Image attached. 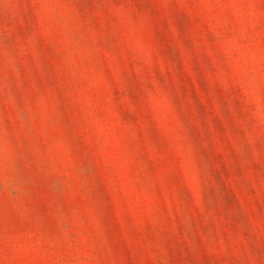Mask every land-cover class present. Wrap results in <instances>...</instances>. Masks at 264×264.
I'll return each mask as SVG.
<instances>
[{
  "label": "rangeland",
  "instance_id": "1",
  "mask_svg": "<svg viewBox=\"0 0 264 264\" xmlns=\"http://www.w3.org/2000/svg\"><path fill=\"white\" fill-rule=\"evenodd\" d=\"M0 264H264V0H0Z\"/></svg>",
  "mask_w": 264,
  "mask_h": 264
}]
</instances>
